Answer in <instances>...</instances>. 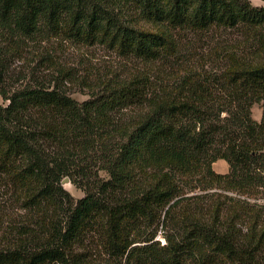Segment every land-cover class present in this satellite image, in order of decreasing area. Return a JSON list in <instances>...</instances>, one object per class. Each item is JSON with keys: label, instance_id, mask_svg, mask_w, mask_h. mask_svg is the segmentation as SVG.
Segmentation results:
<instances>
[{"label": "trees", "instance_id": "16d2710c", "mask_svg": "<svg viewBox=\"0 0 264 264\" xmlns=\"http://www.w3.org/2000/svg\"><path fill=\"white\" fill-rule=\"evenodd\" d=\"M252 1L0 0V205L43 221L0 264H264V61L111 76L82 102L61 63L75 46L180 67L192 38L261 33Z\"/></svg>", "mask_w": 264, "mask_h": 264}, {"label": "rangeland", "instance_id": "374dc122", "mask_svg": "<svg viewBox=\"0 0 264 264\" xmlns=\"http://www.w3.org/2000/svg\"><path fill=\"white\" fill-rule=\"evenodd\" d=\"M254 5H264L259 0L252 1ZM264 30L258 35L243 34L242 31H224L214 32L207 37L192 38L186 44L187 48L182 49L181 61L183 66L173 67L170 70L164 68L161 62H142L119 57L113 52L101 47H75L68 46L64 53L61 63L67 69H70L71 78L67 80L65 89L76 100L82 102L89 98L91 87L97 85L101 80L108 79L111 76H124L134 73H145L162 78L165 75L181 72L185 64L194 67L198 72L203 70L220 72L230 63L229 56L235 54L245 61V63L254 64L264 61V54H261V48L258 47V40L263 41ZM180 61V63H181ZM26 64L21 61H15L11 66V75L19 76L23 69L26 70ZM7 103L0 96V105ZM261 108L258 105L252 110L253 118L256 121L261 119ZM223 160L217 161L213 168L217 173L224 174L227 164ZM228 169V167H227ZM105 177V173H100ZM68 179V178H65ZM64 179V180H65ZM62 187L68 197L74 201L85 196V192L77 188L70 181L64 183ZM215 190H213L214 192ZM205 195L203 191H195L190 195ZM196 202L195 200L192 203ZM207 202V201H206ZM65 208V201L62 202ZM210 204V202H209ZM50 213H48L49 215ZM50 218L44 219V224ZM42 226V227H40ZM47 223L45 224V228ZM43 228V221L39 217H32L29 212L21 208L20 204H14L9 200L3 201L0 205V246L14 245L22 238L21 231L35 233ZM45 231V230H43ZM47 233H39V238L44 240ZM158 240L162 244L165 240L162 235H158ZM96 259L102 256L98 250L93 253Z\"/></svg>", "mask_w": 264, "mask_h": 264}, {"label": "crops", "instance_id": "0c3cea01", "mask_svg": "<svg viewBox=\"0 0 264 264\" xmlns=\"http://www.w3.org/2000/svg\"><path fill=\"white\" fill-rule=\"evenodd\" d=\"M219 161H220V160H219ZM223 161H224V160H223ZM225 164H227V163H225ZM227 167H228V165L226 166L225 173H227V171H228Z\"/></svg>", "mask_w": 264, "mask_h": 264}, {"label": "water", "instance_id": "95a60500", "mask_svg": "<svg viewBox=\"0 0 264 264\" xmlns=\"http://www.w3.org/2000/svg\"><path fill=\"white\" fill-rule=\"evenodd\" d=\"M67 182H69V179H65V180H64V183H67Z\"/></svg>", "mask_w": 264, "mask_h": 264}]
</instances>
